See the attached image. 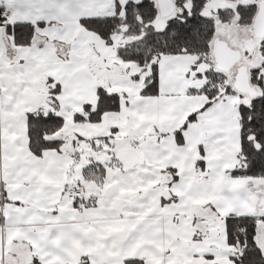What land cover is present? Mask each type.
I'll list each match as a JSON object with an SVG mask.
<instances>
[{"label":"snow or ice","instance_id":"obj_1","mask_svg":"<svg viewBox=\"0 0 264 264\" xmlns=\"http://www.w3.org/2000/svg\"><path fill=\"white\" fill-rule=\"evenodd\" d=\"M0 264H264V0H0Z\"/></svg>","mask_w":264,"mask_h":264}]
</instances>
